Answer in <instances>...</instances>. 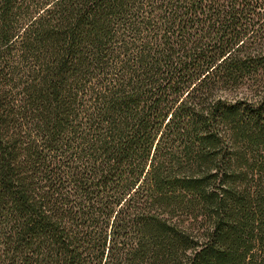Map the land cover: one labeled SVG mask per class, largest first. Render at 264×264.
Wrapping results in <instances>:
<instances>
[{
    "label": "trees",
    "instance_id": "obj_1",
    "mask_svg": "<svg viewBox=\"0 0 264 264\" xmlns=\"http://www.w3.org/2000/svg\"><path fill=\"white\" fill-rule=\"evenodd\" d=\"M0 264H264V0H0Z\"/></svg>",
    "mask_w": 264,
    "mask_h": 264
}]
</instances>
